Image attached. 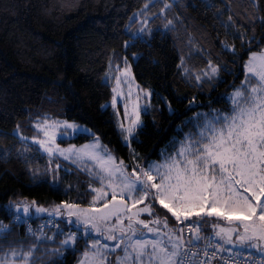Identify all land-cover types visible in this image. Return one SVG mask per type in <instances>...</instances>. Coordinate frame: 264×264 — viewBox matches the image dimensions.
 <instances>
[{
	"label": "trees",
	"instance_id": "obj_1",
	"mask_svg": "<svg viewBox=\"0 0 264 264\" xmlns=\"http://www.w3.org/2000/svg\"><path fill=\"white\" fill-rule=\"evenodd\" d=\"M262 49L264 0H0V222L10 228L0 247L37 243L19 237L14 202H36L49 215L58 203L87 206L95 195V179L61 160L53 183V163L17 128L28 133L39 118L74 119L92 127L125 164L146 166L161 158L195 111L229 107L227 94L245 77L246 60ZM126 58L153 91V109L143 114L132 145L106 106L113 90L104 80L110 65L121 67ZM47 231L54 239L39 242L35 264H76L87 239L62 246L63 232Z\"/></svg>",
	"mask_w": 264,
	"mask_h": 264
},
{
	"label": "snow or ice",
	"instance_id": "obj_2",
	"mask_svg": "<svg viewBox=\"0 0 264 264\" xmlns=\"http://www.w3.org/2000/svg\"><path fill=\"white\" fill-rule=\"evenodd\" d=\"M224 47L228 49L227 45ZM244 67L245 80L228 96L230 110L198 114L204 119L196 124L197 131L186 134L185 139L179 142V148L172 154H165L160 163L127 165L100 145L98 138L80 150L69 149L68 155H65V150L48 146L45 140L36 141L50 154L59 153L74 163L78 159L84 160L85 156L93 162L95 171L90 175L101 187L90 188L95 193L92 205L111 196L102 208L62 204L69 217H76L73 223L85 226L86 234L89 226L100 232L98 224L115 220L110 229L113 234L107 240L116 243L110 246L95 241L91 245L94 261L112 264L106 253L120 251L122 255L116 257L115 264H211L215 253L220 250L212 246L214 241L219 238L232 245L233 235L236 236L234 247L256 248L264 255V51L253 53ZM217 71V68H212L213 73ZM252 80L256 81L254 86ZM65 127L79 131L72 124L65 123ZM44 135L48 137L49 132L45 131ZM51 139L54 141V133ZM89 149L92 151H87ZM128 167H132L131 175L126 171ZM146 200L148 203L144 207H137ZM157 203L175 218V228H169L167 215L163 221L158 216L152 220L150 223L154 226L140 219L145 213L155 216L154 205ZM17 209L19 211V206ZM60 209L61 206H57L55 214H61ZM35 211L48 210L36 208ZM23 212L31 214L28 206L23 208ZM121 217L127 220V227L123 226ZM210 217L217 219L213 232L201 236ZM19 218L18 215L17 220ZM220 221L227 227L220 226ZM138 225L146 232L137 231ZM116 226H119V236L115 234ZM185 228L192 233L187 240L183 236ZM8 231L9 226L0 222V236ZM33 235L37 243L27 251L22 247L5 251L0 247V264H16L17 260L21 264H34L39 242L52 237L43 233ZM76 238V233H70L60 243L69 246ZM202 242L203 247L192 250L193 245ZM201 252L206 259L199 258Z\"/></svg>",
	"mask_w": 264,
	"mask_h": 264
},
{
	"label": "rangeland",
	"instance_id": "obj_3",
	"mask_svg": "<svg viewBox=\"0 0 264 264\" xmlns=\"http://www.w3.org/2000/svg\"><path fill=\"white\" fill-rule=\"evenodd\" d=\"M146 27L141 26L139 30L133 31V34L136 36L138 34H143V30H145ZM264 49L260 51H252L250 53V56L253 53L260 54ZM249 56V57H250ZM136 58V56H134ZM246 60V62L249 60ZM246 64V63H245ZM246 70V69H245ZM104 80L109 82L112 85V90H113V95L112 98L108 101L106 106H110L115 117L116 125L118 130L120 131L121 137L123 141L128 144L132 145L133 144V139L137 136V132L140 129V127L144 124V116L143 114L145 112H151L152 107H153V91L152 89L148 87H144L136 78L134 70H133V65H132V60L131 58H126L124 60V64L120 67L117 64L113 65L111 64L108 71L106 74H104ZM245 80V77L242 79V81ZM242 81L235 86L234 89H232L228 94H227V99L228 96L237 88H240ZM252 85L254 86L256 84L255 80L251 81ZM231 105L227 108H210V109H203L201 108L198 111H195L192 115L187 117L183 123H180L178 126L179 129V134H177L165 147L162 148L161 150V158L160 159H153L150 162H157L160 163L164 159L165 154H172L177 148L180 146V141H183L185 139L186 134H194L197 131L196 124L202 123L204 117L202 115L198 114H211L212 110H220L222 112H227L230 110ZM65 123L67 124H72L75 125L79 128V131L76 130V128H66ZM39 126V127H37ZM31 131H28V133H23L19 128L16 129V133L20 135L23 138H26L27 140L37 144L45 154H47L48 158L50 161L53 163L52 169H51V180L53 183H58L59 182V172L57 171L58 166L62 165V162H56L57 160H61L64 162H68L72 165H74L77 168H80L82 170H85L90 174L91 171H95L94 164L92 161L88 160L87 157L85 156L84 160H77L75 163L73 162L72 159H65V156L59 155V153L53 155L50 154L49 152L45 151L43 147H41L36 141L38 140H45L48 146L52 147L53 149L59 148L62 150H65V155H68V150L71 148H75L77 150L82 149V146L85 145H91L94 142L97 141L100 145L105 146L114 157L118 159L116 156V153L108 147L101 137L94 131L92 127L89 125L79 122L74 119H69L66 117H45V118H39L31 123ZM129 129H131V132H129ZM87 130V131H85ZM47 131L49 132V136L45 137L44 132ZM55 134V139L54 141L51 139L52 134ZM89 134L92 135L90 140H87L83 143H68L65 144L63 143L62 140H67L70 139L74 136H77L78 134ZM87 151H92L91 149ZM127 173L131 175L130 169H126ZM92 176V175H91ZM93 177V176H92ZM133 179L135 177H132ZM96 181V180H95ZM107 183V181H106ZM101 185L96 181L94 184L93 188H100ZM108 189H105L107 191ZM119 198V197H118ZM111 199V196L109 195L108 200ZM127 199V198H126ZM108 200L102 201L100 203H97L96 205L89 204L87 206L84 205H79L81 208H90V207H96V208H102L103 203H107ZM63 203H69V204H75L73 202H61L58 203L57 206H61L60 212L61 214L57 215L55 214V211H50L49 215L53 216L56 221V226L54 227V232H59L64 234L63 240L67 238V236L70 233H76V240L79 238V236H83L85 239H87L89 246H91L95 241L99 240L100 244L107 243L108 245H112L116 243V241L112 240H107L108 235L101 234L96 230H93L92 228L88 230V233H85V228L82 223L79 225L76 223H73L72 221L76 220V217H69L67 215V210L63 209L62 204ZM130 204L131 201H128ZM148 201H144L143 204L137 205V207H144ZM17 206H19V211L17 209ZM25 206L29 207L30 210V215L24 214L23 208ZM56 206V208H57ZM13 208L16 212L20 213L17 214L16 217L19 215L20 218L23 216H29V217H36V216H44L47 215V212H41L37 213L35 210L36 208H42L37 203H13ZM154 212L155 216H149L148 214H142L140 216V219H143L145 222L149 223V226H154L151 225V221L156 219L157 216L163 221L165 216L167 215L169 217L168 219V226L169 228H175L177 226V221L175 220L174 217L171 216V213H167L166 209H162L160 205L157 203L154 205ZM59 219V220H58ZM123 220V226L127 227V220H125L123 217H121ZM135 219V218H134ZM193 219H196L193 217ZM65 222V223H62ZM115 220L110 219L107 223H100L99 225L104 227L105 229L109 230V235H112L113 233L110 231L112 227L115 225ZM217 223V219L214 217L208 218V223L206 226L210 228V232H213V225ZM220 226L222 227H227L226 223L223 221H220ZM60 226V227H59ZM117 227L116 235L119 236V226ZM65 228V229H64ZM67 228V229H66ZM144 230L146 232V229H143L142 226H137V231ZM163 230V229H162ZM47 232H45V236H47ZM96 235V236H95ZM95 236V237H94ZM148 236H151V234H148ZM52 240L54 239L53 236ZM220 244L222 245L223 248L229 249V250H245L250 253H256L261 255V252L259 249L253 248L251 250L247 248H241V247H234L233 245L236 244V236L233 235L232 241L233 244L229 245L227 243L222 242L219 238H217ZM43 240V239H42ZM76 240L75 242H70V247H75L76 245ZM33 244H29V247ZM23 248L25 251L29 247L27 246H17V247H10V248H16L20 249ZM10 248H8L5 251H8ZM93 251V249L91 248ZM39 255L38 251L35 252V260L37 256ZM94 255V252L92 253ZM108 255V259L112 260L110 258L111 254L106 253ZM114 255V258L112 260V263L115 264V260L117 256L122 255L120 251H117ZM264 257V255H262ZM16 264H21V261L17 260ZM35 264V261H34ZM76 264H98V261H94L93 257L86 256L84 255Z\"/></svg>",
	"mask_w": 264,
	"mask_h": 264
},
{
	"label": "built area",
	"instance_id": "obj_4",
	"mask_svg": "<svg viewBox=\"0 0 264 264\" xmlns=\"http://www.w3.org/2000/svg\"><path fill=\"white\" fill-rule=\"evenodd\" d=\"M17 221L24 223L23 234L27 237H34L33 233H35V236H40L41 233L44 234L48 228L55 226V221L51 217L41 218L37 221L23 220L19 218ZM30 229L31 232L29 231ZM191 235L192 233H190L188 229L185 228L183 233L184 239H189ZM200 235L208 236L211 234H208L203 230L201 231ZM203 243L204 242H202L200 245H193L192 250L196 251L198 247H203ZM212 246L220 250L215 253L213 259L211 260V264H264V257L262 255L250 253L245 250L225 249L222 247L218 239L214 241ZM199 258L206 259L202 252L200 253Z\"/></svg>",
	"mask_w": 264,
	"mask_h": 264
},
{
	"label": "crops",
	"instance_id": "obj_5",
	"mask_svg": "<svg viewBox=\"0 0 264 264\" xmlns=\"http://www.w3.org/2000/svg\"><path fill=\"white\" fill-rule=\"evenodd\" d=\"M105 203V202H104ZM98 227L100 228V232H98L99 233V235H101V234H105V235H108L109 236V230L108 229H105L104 227H102V226H100L99 224H98ZM84 228H85V226H84ZM89 229H91V227L89 226ZM93 230H95V229H93ZM81 236V235H80ZM96 236V235H95ZM94 236V237H95ZM83 237V236H82ZM88 242V241H87ZM102 245V244H101ZM70 247V246H69ZM92 253H93V251L91 250V246H89V243H87V245L85 246V249L84 250H82L81 251V256H80V258H79V260L84 256V255H86V256H90V257H93V255H92ZM111 256V255H110ZM110 260V259H109Z\"/></svg>",
	"mask_w": 264,
	"mask_h": 264
},
{
	"label": "bare ground",
	"instance_id": "obj_6",
	"mask_svg": "<svg viewBox=\"0 0 264 264\" xmlns=\"http://www.w3.org/2000/svg\"><path fill=\"white\" fill-rule=\"evenodd\" d=\"M57 220V219H56ZM59 220V219H58ZM57 225V224H56ZM60 227V226H59Z\"/></svg>",
	"mask_w": 264,
	"mask_h": 264
}]
</instances>
